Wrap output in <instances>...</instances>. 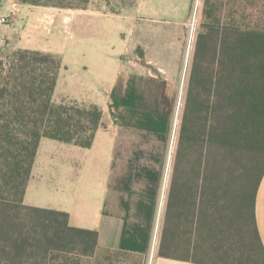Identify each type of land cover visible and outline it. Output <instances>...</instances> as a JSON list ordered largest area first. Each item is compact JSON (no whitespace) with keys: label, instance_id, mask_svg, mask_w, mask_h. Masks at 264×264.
Instances as JSON below:
<instances>
[{"label":"trees","instance_id":"16d2710c","mask_svg":"<svg viewBox=\"0 0 264 264\" xmlns=\"http://www.w3.org/2000/svg\"><path fill=\"white\" fill-rule=\"evenodd\" d=\"M19 1L60 9L91 3ZM257 5L205 0L160 257L264 264L256 220L264 177V27ZM62 68L50 53L0 48V264H84L100 251L120 255L116 264H123L130 256L101 248L98 231L71 226L69 213L24 202L42 139L90 149L106 128L98 106L53 100Z\"/></svg>","mask_w":264,"mask_h":264},{"label":"crops","instance_id":"0c3cea01","mask_svg":"<svg viewBox=\"0 0 264 264\" xmlns=\"http://www.w3.org/2000/svg\"><path fill=\"white\" fill-rule=\"evenodd\" d=\"M10 7L0 1V18ZM192 9L188 0H137L125 14L23 5L13 25L0 22V48L60 57L53 97L98 106L106 124L90 149L42 139L25 204L69 213L71 226L98 231L101 248L135 264H198L158 254L195 52ZM256 220L264 245V177Z\"/></svg>","mask_w":264,"mask_h":264},{"label":"rangeland","instance_id":"374dc122","mask_svg":"<svg viewBox=\"0 0 264 264\" xmlns=\"http://www.w3.org/2000/svg\"><path fill=\"white\" fill-rule=\"evenodd\" d=\"M11 1V7L7 13L6 16L0 18V22H1V19H4L3 20V23L2 24H5L7 26H10V25H13L18 16L20 15V12H21V9H22V6L23 5H27V4H22L19 0H10ZM258 1V5H257V11H258V16H257V19H258V22L261 24L262 27H264V0H257ZM189 4H192L193 6V9H192V22L194 23V29H195V38H196V41H197V37H198V34L202 31V24L203 22L205 21L204 19V15H203V9H204V4L202 5H199L197 7V0H188ZM245 2V0H244ZM134 4V2H131V1H127V0H111L110 1V5L108 6L107 3L105 2V0H91V3L90 5L88 6L87 9H91V10H102L106 13H110V14H125L127 12H129L131 6ZM28 6H32V5H28ZM56 9H60V8H56ZM60 10H68V9H60ZM71 10H77V9H71ZM64 14H66V12L64 11L63 12ZM236 18L238 20H240L239 16L237 15ZM47 24L48 25L46 29H50L51 26L53 25L54 23V17H47ZM94 19L93 18H90V21L92 22ZM257 21V20H256ZM249 22V21H247ZM109 25V27H113L111 25V23H107ZM259 24V25H260ZM25 27V26H24ZM20 32V30H19ZM66 32H69V29L66 28ZM20 35V34H19ZM20 42L22 41H18V44L20 46ZM195 47H196V44H195ZM6 51L7 52H12V51H15L12 49V47H8L6 46ZM193 64V63H192ZM188 70V72H190V66L189 68L187 67L186 68ZM63 73H64V76L66 75V73L64 72L63 70ZM191 74V72H190ZM66 77V76H65ZM189 78H190V75H189ZM189 81V79H188ZM63 82V80H62ZM65 83V82H63ZM67 86L70 87V90H71V86L68 85L67 83ZM66 87L63 86V88L61 89L62 91H65ZM65 95H63L62 97L59 96V97H53V100L56 102V103H60L61 101H67V102H71V103H77L79 105H84V106H89L90 104L84 102V101H75V100H70V99H67L64 97ZM186 100V99H185ZM185 106V104H184ZM184 111V109H183ZM182 115H183V112H182ZM182 119V117H181ZM181 124V123H180ZM179 130V129H178ZM177 130V133H176V142L178 141V137H179V133L180 131ZM45 143H55L54 141H51V140H45ZM176 157V156H175ZM119 257H121L120 255H115L113 253H105L103 251H100L97 256L91 258V259H88V260H85L84 264H108V262L112 264H116L118 262V259ZM109 259V260H108ZM123 260L124 262H122L123 264H135L132 262V260L127 257V258H124L123 257Z\"/></svg>","mask_w":264,"mask_h":264},{"label":"built area","instance_id":"2783aa9c","mask_svg":"<svg viewBox=\"0 0 264 264\" xmlns=\"http://www.w3.org/2000/svg\"><path fill=\"white\" fill-rule=\"evenodd\" d=\"M3 20H4V19H1V22H2V23H3Z\"/></svg>","mask_w":264,"mask_h":264}]
</instances>
